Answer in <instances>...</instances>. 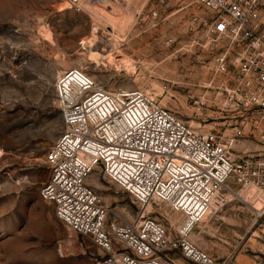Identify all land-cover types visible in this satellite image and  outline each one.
<instances>
[{
	"label": "rangeland",
	"instance_id": "rangeland-1",
	"mask_svg": "<svg viewBox=\"0 0 264 264\" xmlns=\"http://www.w3.org/2000/svg\"><path fill=\"white\" fill-rule=\"evenodd\" d=\"M121 1L81 0L75 11L68 0H0V264H96L102 255L40 198L49 176L45 157L63 130L54 86L65 71L79 70L109 93L142 91L196 132L232 133L217 108L199 104L208 97L211 58L223 44L191 26L192 14H206L182 9L178 0H128L133 22L118 33L106 19L120 22ZM150 10L162 18L154 29ZM122 57L133 61L135 73L113 68ZM260 149L246 136L230 154L237 162ZM86 184L126 220L143 213L170 232L182 223L164 205L134 204L98 169ZM190 239L217 261L231 255L232 264L239 258L264 264V221L236 201L196 224Z\"/></svg>",
	"mask_w": 264,
	"mask_h": 264
},
{
	"label": "built area",
	"instance_id": "built-area-1",
	"mask_svg": "<svg viewBox=\"0 0 264 264\" xmlns=\"http://www.w3.org/2000/svg\"><path fill=\"white\" fill-rule=\"evenodd\" d=\"M178 2L205 13L192 14L191 26L223 43L199 104L218 109L230 136L196 132L142 91L109 93L76 69L55 82L63 130L45 157L40 198L101 252L96 264H232L197 247L194 226L230 201L264 221V0ZM68 4L80 11L81 0ZM146 19L151 29L162 22L158 10ZM246 136L261 149L234 162L230 150ZM96 169L134 204L165 205L184 220L170 232L143 213L124 219L86 184Z\"/></svg>",
	"mask_w": 264,
	"mask_h": 264
},
{
	"label": "bare ground",
	"instance_id": "bare-ground-1",
	"mask_svg": "<svg viewBox=\"0 0 264 264\" xmlns=\"http://www.w3.org/2000/svg\"><path fill=\"white\" fill-rule=\"evenodd\" d=\"M121 2H123L124 7H121L119 5L118 6V9H117V13H116L117 14V17H119V19H120V22L117 23V24H114L109 18L106 19V23L109 24L114 29V31H117L118 33H123L126 29L129 28V26L133 22L134 13H135V11H132L129 8V2H128V0H122ZM113 68L115 70L124 71L126 74H129V75L135 73V66H134L133 61H131L130 59H128L126 57H122V58L118 59L117 61L113 62ZM219 210L220 209H219L218 205L217 204L214 205V211L215 212L211 213L208 217H210L212 215H216V213H218ZM172 213L175 214V215H178V216H182L183 217L182 218V221L184 220V216L182 214H180V213H174V212H172ZM207 218H205V219H207ZM205 219L201 220L199 223L205 221ZM179 224H181V223H179ZM179 224H177V225H179ZM238 261H240V260H238ZM238 261H237V263H238Z\"/></svg>",
	"mask_w": 264,
	"mask_h": 264
},
{
	"label": "crops",
	"instance_id": "crops-1",
	"mask_svg": "<svg viewBox=\"0 0 264 264\" xmlns=\"http://www.w3.org/2000/svg\"><path fill=\"white\" fill-rule=\"evenodd\" d=\"M239 260H240V261H238V263H237V264H241V261H242V259L240 258Z\"/></svg>",
	"mask_w": 264,
	"mask_h": 264
},
{
	"label": "snow or ice",
	"instance_id": "snow-or-ice-1",
	"mask_svg": "<svg viewBox=\"0 0 264 264\" xmlns=\"http://www.w3.org/2000/svg\"><path fill=\"white\" fill-rule=\"evenodd\" d=\"M127 119V118H126Z\"/></svg>",
	"mask_w": 264,
	"mask_h": 264
}]
</instances>
